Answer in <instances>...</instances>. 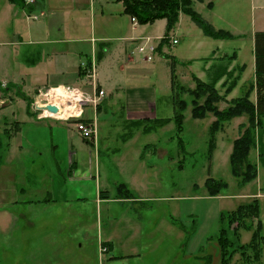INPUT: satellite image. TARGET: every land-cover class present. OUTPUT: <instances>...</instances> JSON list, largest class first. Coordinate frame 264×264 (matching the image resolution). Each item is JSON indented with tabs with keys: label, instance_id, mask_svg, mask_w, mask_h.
Masks as SVG:
<instances>
[{
	"label": "rangeland",
	"instance_id": "1",
	"mask_svg": "<svg viewBox=\"0 0 264 264\" xmlns=\"http://www.w3.org/2000/svg\"><path fill=\"white\" fill-rule=\"evenodd\" d=\"M235 4L237 6H233ZM215 6L210 14L212 24L219 23L228 30L236 27L244 32L243 39H250L252 28L264 23V0H216ZM94 7L96 14L99 7H102L106 14L103 19L98 15L93 19L98 32L106 30L111 21H120L125 25V29L126 27L130 29L131 36L153 37L156 38L154 43H157L165 33L162 20L155 21L153 25L136 24L137 28L134 31L131 30L129 16H120L118 13L109 16L108 12L112 9L106 11L108 6L105 3L95 4ZM192 9L204 15L208 12L199 4ZM44 12L47 13L46 10ZM75 14L76 10L73 14L67 7L56 13L65 25L72 23L67 17ZM35 15L39 16L40 13ZM83 23L85 31L88 32L91 24L89 14L83 17ZM190 26L193 27V23L183 14L176 27L178 30L175 29L171 34L177 37L179 42L165 45L163 50L166 54L172 56L187 47L182 33ZM119 34L110 31L109 36L116 37ZM65 36L76 35L66 30ZM135 44L136 42L112 41L108 50L111 62L106 65L100 64L103 67H98V78L103 88L113 92L119 86L152 88L156 95L152 108L156 119L143 118L137 122H130L126 120L119 102L107 106L103 104L98 111L91 106L84 109L85 116L93 115L95 118L97 134L101 138L99 163L94 152L89 156L93 169L90 178L94 186L98 184L101 191L107 192L106 201H96L94 195L90 193L93 190L90 182L85 194L87 198L84 200L50 203L43 201L50 190V187L48 188L51 183L50 172L40 151L19 147L21 137L17 133L20 130L13 131L16 123H20V129L35 127L26 123L29 122L27 114L38 113L33 110L35 97L28 98L27 101L22 94L11 93L8 96L6 90L0 89V98L8 97L12 100L8 109L0 110V264H133L131 253L134 249L142 251L146 246H154V264H171V261L177 258H179L177 264H192L194 256L188 258L182 252L184 240L179 234V229L171 226L167 216L176 215L177 206L183 202H178L180 199L199 198L195 212L201 218L206 208V201L203 199L208 193L205 184L208 176L216 180L221 178L220 180L226 183L225 188L217 194L220 196L221 211L232 210L238 204L256 197L261 231L264 234V161L259 163V158L263 156H259L257 148L250 146L248 160L256 164L257 171L255 177L244 184L241 177L233 174L229 162L233 139L239 136L237 128L233 125L241 120L245 121V117L227 121L221 133H218L213 168L208 175L210 120L215 116L210 113L200 119L194 118L191 114L193 101H196L197 105H203L205 100L210 102L215 96L221 97L220 101L213 100L217 110L227 111L230 102L225 105L221 101H225L229 94L232 83L234 84L233 72L236 71L229 70L228 63H220L204 81L188 71L187 63L178 60L173 72L175 88L171 90L168 65L170 60L154 53V60L143 62L142 56L136 52ZM125 46L127 52L132 50L130 55L135 61V64L131 65L133 74L128 75L125 70L127 74L118 76L120 73L118 67L120 62L124 63L125 55H119L117 50ZM133 77L134 80H127ZM214 77H217V81L214 83L215 94L212 95L210 88L205 84L199 85L197 79L209 84ZM221 80L224 81L220 84ZM66 82L69 86L78 84L68 80ZM246 94L248 97V93ZM245 95L236 99H241ZM181 101L186 106L181 112L182 131L178 133L172 117L179 111ZM7 103L8 100L4 101L0 109ZM165 118H172V121L163 127L153 129L154 131L151 130L152 132L149 131L155 121ZM82 121L84 122V117ZM51 122L50 118L42 121L45 125ZM63 123L73 127L76 121ZM71 129H73L70 130L71 135L80 150L82 139L74 127ZM131 134L132 139L124 146L123 137H129ZM147 143L150 144L149 149H154V155L148 153L143 159H139L135 156V150ZM88 148L90 151L91 147ZM83 158L88 157L85 154ZM88 166L80 167L88 169ZM121 183L130 191L132 200L128 202L118 200L120 198L117 195V186ZM74 192V189L69 188L66 195L73 196ZM143 197L145 198L143 203L135 202L139 200L137 198ZM184 203L183 211L192 210L190 204L188 206L189 201ZM256 223V219L252 218L253 228ZM108 235H112L115 247L110 253L99 255L98 244L106 241ZM250 240L251 233L242 231L240 241L244 246L249 244ZM209 243L213 244V248L203 246L199 255L203 253V256L211 255L215 264L216 258L220 256L219 248L215 241ZM246 250V248L243 250L245 254L250 255L251 251ZM237 251L232 264H243L245 255L240 254L242 249ZM261 263L264 264V253Z\"/></svg>",
	"mask_w": 264,
	"mask_h": 264
},
{
	"label": "crops",
	"instance_id": "2",
	"mask_svg": "<svg viewBox=\"0 0 264 264\" xmlns=\"http://www.w3.org/2000/svg\"><path fill=\"white\" fill-rule=\"evenodd\" d=\"M101 3H105L106 6H108L106 7V11L109 8L112 9L108 12L109 16L115 13H118L120 16H129L124 12V6L121 0H32L31 3L25 0L24 4H18L10 0H0V89L6 90L8 96L11 93H18L26 98H33L39 91L56 86H69L67 84L68 82H66V80H68L78 83L69 87L87 91L89 87L82 78L80 65L83 62L89 64V62L94 61L99 88L105 92L102 102L96 107L95 111L100 110L103 104L107 106L119 102L121 104L120 109L123 110L122 112L126 120L130 122H137L143 118L154 120L156 117L154 116L152 108L156 95L152 88L133 86L121 88V86H119V88L116 87L113 92L110 89L103 88L101 80L98 78L97 70L98 67L101 66L100 64L104 63L106 65L111 62V55L108 54V50L112 41L116 40L126 43L136 42V52L142 56L143 62H150L154 60V54L151 60H147L145 55L138 52V48L145 44L146 38L150 39L151 44L156 45L162 37L159 38L157 43H154L156 38L153 37L137 38L136 36H131L130 29L128 27L125 29V25L120 21H111L107 25L108 28L106 27V30L100 32L96 31L93 24L94 17L98 15L103 19L104 16H106L102 7H99V12H97V14L95 13L94 5H101ZM209 3L212 4L211 7L208 6ZM197 4L208 10L209 13L205 12V15L201 12L198 13L205 21L213 25L210 14L213 7H216V0H193L192 7L195 8ZM233 6L237 5L235 4ZM65 7L73 12V14L76 10L75 15L67 17V20L72 22L69 25L63 24L61 17L56 15L57 11H62ZM45 10L47 13L44 12ZM79 12H82V14L80 13V15ZM37 13H40V15H35ZM87 14H89L91 18L88 32L85 31V24L83 23V17L87 16ZM182 15V13L179 14L178 22L169 34L172 38L177 40L176 44H178L179 40L171 34L179 25ZM129 17L131 30H136V24H139V26L143 25L138 22L134 23L132 17ZM41 18L44 19L42 20ZM159 20L164 21V26L166 25L164 19ZM190 21L193 23V27H191V25L182 33L183 41L187 42V47L172 56L177 61H183L184 64L187 63L188 71L204 81L208 78L207 75L216 69L220 63H228L229 70L236 71L233 72L234 84L232 83L229 94L226 96L225 101H221V103L227 105L233 99L248 93V101L254 107V130L256 131V142L254 147L257 148L259 156H263L259 158V163L262 160L264 161V112L258 115L255 111L258 99L260 101L259 105L264 111V58L261 62L259 60L260 56H264V45L263 42L260 41L263 35L259 36V34L257 36V43L255 39L256 33L264 32V23H260L257 27L254 26L252 28L249 35L250 39H243L245 34L238 28L233 27L228 30L221 27L223 25L214 22L213 26H215V29L228 31L232 34L233 38L213 39L204 35L203 31L191 19ZM150 24L153 25L154 22ZM66 30H68L69 33H74L76 36L66 37ZM110 31L120 34L119 36L112 37L109 36ZM168 43L172 44V42ZM164 47L165 46L162 47L161 51L166 54L163 50ZM131 51L132 50L127 52V46L124 48L120 47L117 50L119 55H125L124 63L121 64L120 62L119 64L118 70H120V73H118V76H124L127 72L128 75L133 74L131 65L135 64V61L132 55H130ZM125 70L127 72H125ZM127 80H134V77L133 79L128 78ZM223 81L224 80H221L220 84L223 83ZM7 100L8 103L6 106L2 107L0 110L8 109L12 103V100L8 97L0 98L2 103ZM36 114L37 113H33V115L27 114L29 122H26L35 127L26 130L21 128L17 134L21 137L19 147L28 150L31 149L33 151L39 150L44 159V164L50 172L51 183L48 186L50 190L43 201L50 203L52 201L70 202L84 200L87 198L85 194L87 187H89V182L93 188L90 193L94 195L96 201H106L108 194H106L107 196H100V186H98V184L94 186L90 178L92 177L90 173L93 169L91 168V159L89 156L94 152L99 163L101 150V138H99L97 134V125L93 115L85 116L84 111L83 117L85 123L93 124V122H95L96 134L94 137L88 140L82 138L76 130L75 124L73 125L77 135L82 139L80 150H78V144L75 142L71 135L72 132L70 131L73 130L71 129L73 127L69 124L65 125L63 123L65 121L54 119H51L52 122L45 125L42 121L48 119L38 118ZM209 114H207V116ZM61 115H63V113ZM241 117H245L244 119L246 120H241L233 125L234 128H237L238 135L240 134L239 126L248 123L247 115L243 114L229 120L230 122L234 119H241ZM211 118L210 123L215 121V117L212 116ZM226 123L227 122L215 133V141L218 133H221ZM145 133L149 134V132ZM132 135L133 134L129 137H123L124 139L122 142L124 146L132 139ZM235 139H233V141ZM149 145L150 144L147 143L136 148L135 156L139 159H143L148 153L154 155V149H149ZM88 147H91L90 151ZM231 152L232 150L230 154ZM85 154L88 157L86 159L83 158ZM214 157L215 148L211 158V170L213 168ZM88 165H90V167ZM80 166H88V169L81 168ZM69 188L75 190L73 196L66 195ZM87 193L89 194V192ZM260 194H262V192H260ZM132 197L120 198L118 200L128 202V200H132ZM219 197V195H206L203 199L206 201V208L201 218H199L195 212L198 207L199 198L180 199L178 202H183L179 203V206H177L176 215L167 216L171 226L173 228L176 226L179 229V234L184 240L182 252H184L185 256L188 258L195 256L203 246H209V249L213 248V244L209 243L210 241H208V238L218 231V216L221 211ZM137 199L139 200H135V202L143 203L145 201L144 197ZM184 201L190 202L188 206L190 204L192 210L183 211L185 206ZM193 226L195 227L194 232L188 238L189 230ZM139 231L141 232V230ZM102 245L107 249L106 252L101 251ZM114 247L113 237L112 235H108L106 241H101L98 244L99 255L110 253ZM131 255L133 256H131V260L134 262L133 264H154V246H146L142 251L134 249ZM109 259L116 258L109 257ZM216 259L218 262V257ZM178 261L179 258L171 261V264H177ZM217 262L215 264H218Z\"/></svg>",
	"mask_w": 264,
	"mask_h": 264
},
{
	"label": "trees",
	"instance_id": "3",
	"mask_svg": "<svg viewBox=\"0 0 264 264\" xmlns=\"http://www.w3.org/2000/svg\"><path fill=\"white\" fill-rule=\"evenodd\" d=\"M18 4H24L25 0H10ZM124 6V12L135 18L140 24L153 23L156 20L164 19L166 22L165 33L162 38L158 41L156 46V53L162 55L164 58L169 59V69H170V87L171 90L175 88L174 82V67L176 64V59L173 56L162 53L161 49L163 46L167 45L169 40V34L174 29L176 23L178 22L179 14H185L190 17V19L203 31L204 35L211 37L213 39H231L232 34L225 30H217L210 23L205 21L200 15L192 9L193 0H121ZM202 1V0H198ZM212 6L211 3L208 5ZM260 34V35H259ZM262 36V41L264 45V32L256 33L255 39L257 43V36ZM257 49V47H256ZM259 49V48H258ZM264 55V54H263ZM264 58L260 56L259 60ZM178 62V61H177ZM217 81V77H214L209 84L202 83L197 79V83L201 86H207L210 88V93L215 94L214 83ZM218 98L213 97L210 102L205 100L203 105H197L196 101H193V108L191 109V114L194 118L203 119L207 114L212 113L216 119L211 123V131L209 137V148H208V175H210L211 165L210 161L212 158L213 150L215 147V133L221 128V126L231 120L233 117L241 116L246 114L248 117V123L239 126L240 134L233 141L232 152L229 156L230 167L233 174L237 177H241V182L251 180L256 175V166L248 160V152L250 146H254L255 139V121H254V107L248 101L247 94L241 99H235L230 101L227 111L217 110L216 105H214L215 99L221 100L220 96ZM25 100L28 98L23 96ZM262 100V99H261ZM213 101V103H211ZM217 102V101H216ZM260 101L258 99V104L255 106V111L259 115L264 112L259 105ZM183 101L180 102L178 107L179 111L175 114L173 121L176 125V130L178 133L182 131V119L183 114L181 113L185 107ZM28 107V105H27ZM200 110L198 111V109ZM172 118L158 119L154 122V126L149 130H155L163 127L165 124L172 121ZM156 119V118H154ZM85 122V121H84ZM20 123L14 125V132L20 130ZM260 132V131H259ZM9 137V134L8 136ZM1 146V140H0ZM208 188V195L217 196L220 190L224 189L226 183L223 180H216L210 176L206 178V183ZM100 195L107 196L106 191H100ZM117 195L119 198H131L132 195L127 189L124 183L117 186ZM252 218L256 219V225L253 228ZM195 227H191L188 233V238L193 234ZM249 231L251 233V240L249 244H244L240 241L241 232ZM208 241H215L219 248L220 256L218 257V264H232L233 256L237 250L242 249L240 254L244 258L243 264H252L253 262L261 263V257L264 253V234L261 231V221L259 219V205L258 201L254 198L246 201L242 204H238L234 209L229 211H220L218 216V231L208 238ZM259 241V242H258ZM104 245H102L103 247ZM236 247H239L237 249ZM247 252L251 251L250 255L245 254L244 248ZM193 257L195 264H214L211 255H199L200 251Z\"/></svg>",
	"mask_w": 264,
	"mask_h": 264
},
{
	"label": "built area",
	"instance_id": "4",
	"mask_svg": "<svg viewBox=\"0 0 264 264\" xmlns=\"http://www.w3.org/2000/svg\"><path fill=\"white\" fill-rule=\"evenodd\" d=\"M28 3H31L32 0H26ZM35 18V17H34ZM132 21L135 23L137 22L135 18H132ZM169 42H172V44H176L177 40L169 36L168 38ZM150 39L146 38L145 44L143 46H140L138 48V52L140 54H143L146 56L147 60L152 59V55L156 53V45H153L150 43ZM81 68V74L82 78L85 81V84L89 87V90L83 91L77 88L69 87V86H56L51 87L42 91H39L38 94H36L35 101L33 103V110L37 113L38 118H46V119H54L58 121H70L75 120V127L78 133L82 136V138L88 140L95 136L96 134V126L95 122L93 124H88L82 121V117L84 114V109L87 106H91L96 109V107L102 102L105 92L104 90L99 88L97 78H96V67L94 61H91L88 63L83 62L80 65ZM55 88H60L62 92H66L69 94H76L78 97L76 103H72L70 101L69 104L65 105L63 102L60 105H56L57 112L55 114H48L45 107L48 104H52L48 101V98L46 95L48 94L49 90ZM45 92V93H44ZM44 101H47L44 103ZM2 102L0 101V105ZM41 106V107H40ZM64 109L63 115L60 117H57V114ZM102 252H106L107 249L105 247H101Z\"/></svg>",
	"mask_w": 264,
	"mask_h": 264
},
{
	"label": "bare ground",
	"instance_id": "5",
	"mask_svg": "<svg viewBox=\"0 0 264 264\" xmlns=\"http://www.w3.org/2000/svg\"><path fill=\"white\" fill-rule=\"evenodd\" d=\"M46 97L48 98V100H50L49 102L52 103L55 106L56 105H60L63 102L65 103V105H67V104L70 103V101L72 103H76L75 101H77V99H78L76 94H69V93H66V92H62L60 88H58V89H55V88L50 89L48 94L46 95ZM63 110L64 109H62L57 114V117L62 116L61 114L63 113Z\"/></svg>",
	"mask_w": 264,
	"mask_h": 264
},
{
	"label": "water",
	"instance_id": "6",
	"mask_svg": "<svg viewBox=\"0 0 264 264\" xmlns=\"http://www.w3.org/2000/svg\"><path fill=\"white\" fill-rule=\"evenodd\" d=\"M45 109L47 110L48 114H55L57 112V107L53 104H48Z\"/></svg>",
	"mask_w": 264,
	"mask_h": 264
}]
</instances>
